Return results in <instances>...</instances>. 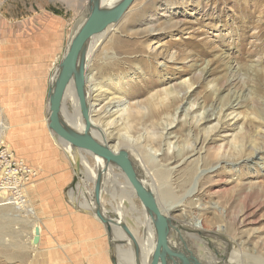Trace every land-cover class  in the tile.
<instances>
[{"label": "rangeland", "instance_id": "1", "mask_svg": "<svg viewBox=\"0 0 264 264\" xmlns=\"http://www.w3.org/2000/svg\"><path fill=\"white\" fill-rule=\"evenodd\" d=\"M86 6L87 0H0V67L5 77L2 84H7L0 86V124L12 127L13 104L18 105L15 110L23 103L33 106L38 116L44 105L47 108V83L37 82L14 102L8 100L21 87L17 76L31 75L34 68L40 72L39 66L49 62L54 30H59L55 40H60L61 51H66L69 34L84 17ZM101 47L90 64L88 78L90 86L98 88L93 100L99 94L93 119L102 127L108 125V143L118 136L133 141L142 138L138 143L149 146L152 156L160 155L162 163L166 164L165 155L169 154L171 168L179 177L173 185V198L162 204L174 208L171 217L200 259L219 264H264V0H135ZM130 111L145 121L126 131L125 118ZM211 116L205 123L204 118ZM39 126L27 125L28 130L18 136L24 137L29 130L42 133ZM203 136L209 137L205 144ZM153 138L160 144L154 146ZM9 141L12 143V138L2 145L9 146L18 160L28 157L18 147L11 148ZM54 141L42 150L27 146L35 157L27 162L42 161L47 149L56 156L60 145ZM63 149L66 158L73 159V151L66 146ZM191 150L195 152L190 155ZM86 157L96 166V160ZM82 175V180L77 176L75 189L72 181L62 194L73 207L70 213L87 214L73 206L90 200L93 185ZM33 181L32 198L27 199L35 214L13 212L21 219L14 222V229H5L8 234L12 230L9 235L14 234L18 241L13 245L24 248L4 250L0 244V264H74V257L86 246L73 251V246L62 245L64 235L53 226L54 213L49 209L43 212L46 202L43 205L39 200L42 194L35 192L45 178L39 173ZM41 190L46 191L43 185ZM118 197L120 192H114L116 203ZM107 199L116 208L111 197ZM134 202L138 212L126 204V220L142 236L135 221V217L143 219L142 207L140 201ZM109 203L108 210L112 209ZM189 222L200 226V233ZM120 244L111 243L112 252L122 264H128L126 252L131 247Z\"/></svg>", "mask_w": 264, "mask_h": 264}, {"label": "bare ground", "instance_id": "2", "mask_svg": "<svg viewBox=\"0 0 264 264\" xmlns=\"http://www.w3.org/2000/svg\"><path fill=\"white\" fill-rule=\"evenodd\" d=\"M119 1L120 0H102V4L101 5H103V7L109 8V7L117 4ZM77 26L78 27L76 28V25H75L76 30L79 29L80 25H77ZM114 26L115 25L110 26L107 30H105V32H103L102 34L94 37L91 40V42L89 43V46H88L89 49H88L87 60H86V66H87V96H88L89 106H90V117H91V121H92V123H93V125L95 127V134H97L100 138H102L103 142H105V143H108V138L106 137V134H107V132H106L107 128L106 127L108 125H105V126L103 125V127H102V126H100V124H97L94 121V119H93V115H95L94 112L97 111L96 108H94L96 106V101H94V100L97 98V96L99 94L93 100V97H94L93 94L97 91L98 88L95 87V86H90V84H89V79L90 78H88V69L90 67V64L92 63L93 58L95 60V56H96V53L98 52V49L103 44L104 40L106 39V37L108 36L110 31L113 30ZM75 28L72 30V33L76 32ZM54 32H55V36L52 39V42L50 43L51 44V50L50 51H51L52 56H51L49 62L43 63V64H41L39 66L40 72H38V70H37L38 68L37 69L34 68V70L32 71L33 73H37L36 75H38L39 78L36 81V80L29 79V78H32L31 75H29V74H23L21 77L17 76V80L21 79L20 80L21 83H18L21 87L17 91H14V93L12 95V98L10 100H8V102H12V101L14 102V100H16L17 97H21L22 95H24V92L26 90H29V89L32 90V88H35V85H36L37 82H39V84L41 82L42 85L43 84L45 85L47 83V85H48L47 93L49 91V88L54 85V83H55V81H56V79H57V77L59 75V71H60V67L59 66H60L61 62L63 61V59H64V57H65V55H66V53L68 51V48H69V46L71 44V39H72L71 34L68 33L71 38L69 37L68 46L66 47V51L63 52V51H61L62 45H60V40L59 39L57 41L55 40L57 38V36H58L59 30H57V31L54 30ZM0 51H1V48H0ZM0 60H1V57H0ZM2 75H3V71L1 72V67H0V86L1 87H5L7 84L6 85L2 84L3 80L5 79V77H3ZM17 93H20L21 95L18 96ZM33 96H34V99H35L36 95L34 94V95H32V97ZM182 99L184 101V98H182ZM47 100H48V97H47ZM24 104L25 103H23V105H22L23 107H24ZM48 105H49V101H48ZM13 106L16 108V106H18V105L17 104H13ZM17 110H18V108L14 112L18 113ZM48 110H49V107L47 106V111ZM104 111H105V109H104ZM31 112L32 113H30V115L28 116L30 121L27 119L26 116H24L25 114L24 115L22 114V118L20 117L21 118L20 123H19L20 125H18V126L21 127L22 125L27 124L28 121L29 122H33L32 120L34 118L38 119L39 116H38L36 110L33 109V111H31ZM63 114H64L63 118L65 119V122L71 128H75V129H78V130H81V129L83 130L84 121H83L82 116H81L79 103H78V100L76 98L75 89H74L73 85H71L69 87V90L67 91L66 99H65V102H64V113ZM136 115H138V114H136ZM136 115H134L133 111L132 112L130 111L128 113V115H127L128 117L125 118V120L127 121V124L125 123L126 126H124L126 131H130L129 130L130 125H136V124L137 125L138 124L141 125L140 123H143L145 121V117L136 116ZM121 117H122V115H121ZM210 118H212V116L209 117V118L208 117L204 118L205 123L209 122ZM46 122H47V125H48V120ZM112 122H114V121H112ZM197 122H199V121L197 120ZM168 126H169V124H168ZM15 127H17V126H13L12 125V127H9L8 125H6L4 123H3V125L0 124V145L5 143L3 141H6L7 138H9V139L12 138V140H15V141L17 140V147L19 148L18 149L19 152L20 151L21 152L24 151L25 152L24 153L25 156H28L29 158L31 157L32 159L35 158L34 156H32V154H33L32 150H31L32 154H30V150L29 151L27 150V146L31 145V147L33 149V145H36V147H38V149L40 148L42 150V148H44L45 145H46V140L44 139L43 132L42 133H35V134H33L31 132H28V133H25L24 137L23 136L20 137L18 135L21 132L24 133L25 131H27L28 128L21 127L17 131L16 130L14 131ZM125 129H124V131H125ZM33 130H35V129L33 128ZM121 131H122V129H121ZM44 134H46V132ZM126 134L128 135V133H126ZM207 135H209V134H207ZM52 136H53V134H52ZM28 137L29 138L37 137L38 141L36 142L34 140V141L29 142L30 139ZM203 137H202V140H203L202 143L205 144L209 140V137H207V136H205L204 138ZM24 138L27 139V142L22 141V139H24ZM43 139H44V142H43ZM151 139H152V137H151ZM154 139H156V138H153V140ZM139 140L141 141L142 138L139 139ZM143 140H144V138H143ZM115 141H116L117 144H116V146L114 148L117 149V150H119V149L120 150H125L129 154V157L131 158V160H132V162H133V164L135 166L136 172H137L139 178L141 179V181L143 182V184L155 195V197L157 198V202L159 203L160 208L163 210V213L166 214V215H170L171 216V211L174 208L171 207V206L165 208V206L162 203H164L165 201H170L171 198H173V190H174L173 189V185L177 181V178L179 177V173L176 171V169L171 168V158L170 159L167 158L169 156V154L166 153V155H165V157L167 159L166 164H165V163H162L158 159V156H160V155H156L155 154L154 156H152V154L150 152V149H149V146H146V145H143V144H139L138 142H140V141H133V140H131L129 138V136H127V138L124 137V136L123 137L122 136H118V137H116ZM58 142L59 141H56L57 145L61 146V147L59 146V150H63L64 151L63 148H64V146H66L70 150L73 151V159H71L69 157L68 158H69L70 163L72 164V167H73L74 171L77 169V165L79 164V173L80 174H78L77 176H80V178H81L80 180H82V177H83L82 174H85V176L88 177L87 180H91V184L93 185V188H91L92 191L89 192V198H90L89 202L88 203H82L81 202V205L78 206V204H73V206L74 207H78V209L81 210V211H85V210L90 211L91 214L93 215V218H96L100 223H102L97 218V216L95 214V211L97 210L98 206L95 203V201L93 200V196H94L95 181L97 180L99 175L101 177L103 176V185L104 186H103V192H102V195H101L100 207L102 209V212H103L104 216L107 217L108 214H110V212H111V214H114V216H115V218H114L115 220H113L114 222H111V233L109 234L107 232V229H106V232L108 233V235H109V237L111 239V243H113V242L114 243L115 242L120 243V242L127 241L129 246H134L135 243L133 244L131 238H129V236L123 231V229L118 227L119 224L126 225L128 230L130 231V233L133 235L134 240L137 243V246H140V251H141V255H142V263L141 264H148L150 259H151V255L153 253L154 247L156 246V242H157V237H156V233H155V230H154V224H153V221L150 219V217L147 216V214L145 213L142 204H141L142 208H141V213L140 214L142 215L143 219H141L139 217H135V221L137 222L138 228L139 229L142 228V236H139L137 234V232L134 230V228H133L134 225L131 226L129 223H127L128 221L126 220L127 219L126 211L128 212V210H126L127 209L126 204H129V207L131 206L130 208H134L138 212V210H137L138 207H136V204H135L136 201L134 202V200L136 199V200L139 201V199L135 195V192H134L132 186L130 185V183L128 182V180L126 179L125 175L117 167H115V166L106 167L104 160H102L100 158H97V157H94V156H91V158L96 160V166H93V165H91V162L89 161V159L86 157L87 154L80 153L79 151H77L72 146L66 145L64 143H60L59 142L60 144H58ZM158 142L156 140H154L152 143L155 146L156 144H158ZM160 142H159V144H160ZM46 147H47V145H46ZM191 148L193 149L192 146H191ZM204 149L206 150V148H204ZM211 149H212V151L213 150H217L215 148L213 149L212 147H211ZM202 150H203V147H202ZM209 151H211L210 148H209ZM212 151H211V153H212ZM194 152H195V150H191L190 151V155L193 154ZM216 153H214V154H216ZM43 154L41 156H43ZM259 154H261V149L259 150ZM181 156H180V158H181ZM183 157H185V156H183ZM216 157H218V156H216ZM180 160L178 162H180ZM213 162H216V161H213ZM198 165H199V163H198ZM31 168H33V167H31ZM2 171H3L2 168H0V211L6 210V212L9 211V213L2 214V213H4V212H2L1 213L2 215H0V244L3 245L2 248L4 250H8L9 248H17V249L20 250L21 248H24V246H15V245H17L18 241H14V238H15L14 234L13 235L12 234L9 235L12 230L8 234L9 229H8V231H6L5 229L11 228V227L15 228V226H16V225H14V222L17 221L19 216H14L15 214L13 212H16V214H24L26 216L35 214V210L29 205L30 204V200L27 199V198H32V194H33V191H34V188H35L32 185V183L34 181H36V180L33 181V175L35 174L34 176H36V175L38 176L39 172L35 168L29 170V172H30L29 175H30V177L32 176L30 178L31 179V182H30L31 184H29V186L24 188L23 187V183L17 182L16 179L11 180L12 178H14L13 175H9V174L6 175L5 172H2ZM5 179H6V182L4 181ZM199 179H201V177ZM123 181L125 182L126 186H124V184L122 183ZM31 187H33V189H32L33 191H31ZM81 188H82V186L80 185L78 190L80 191ZM37 189L39 190L40 188H37ZM118 191L120 192L121 197L120 198L118 197L119 201L116 203V200H114L112 198V196H113L114 192H118ZM108 196L111 197V199H112L111 202L112 203H113V201L116 203V208L114 207L115 205L111 206L112 204H110L109 200L107 199ZM108 203L110 204L112 209H109V210L107 209V207H108L107 204ZM1 218L3 220H1ZM188 225L191 226V228L194 231L200 233L201 227L198 226L196 223L195 224H191L189 222ZM176 227H178L177 224H176ZM112 234H114L113 237H112ZM194 234H196V233H194ZM5 235L10 236L11 238L13 237V238L12 239H10L9 237L7 238V237H5ZM15 236H16V234H15ZM181 236L184 237L183 234H181ZM194 238H196V236H194ZM18 240H20V239H18ZM185 241H186V239H185ZM14 243H15V245H13ZM222 243H223V240H222ZM169 244H170V246H177L178 248H182L183 247L182 243L178 241V237H177V235H176V233L174 231L172 232V234H170ZM187 244H188V242H187ZM34 247H36V246H34ZM219 247H221V246H219ZM120 250H122V249H120ZM124 251H126V250H124ZM126 253H127L126 259L128 261V264H134V257H133L132 250L129 249L128 252H126ZM229 256H230V254H229ZM219 257L223 258L224 256L219 254ZM197 258L200 259L199 256H197ZM200 260L204 264H219V262H216L214 260L206 261V262L203 261L202 259H200ZM222 263L225 264V263H228V262L225 261V262H222Z\"/></svg>", "mask_w": 264, "mask_h": 264}, {"label": "water", "instance_id": "3", "mask_svg": "<svg viewBox=\"0 0 264 264\" xmlns=\"http://www.w3.org/2000/svg\"><path fill=\"white\" fill-rule=\"evenodd\" d=\"M135 0H120L117 4L106 8L102 0H87L84 17L77 23L79 29L71 33V44L60 64L59 75L53 86L48 91V129L56 141L72 146L80 153L94 156L105 161V166H115L121 170L132 186L135 195L142 204L145 213L153 221L157 237L151 259L148 264H204L197 258L195 253L187 246V242L181 236V230L176 227L177 222L170 216L163 213L155 195L143 184L139 178L135 166L125 150H117L116 141L103 142L97 134L90 117V106L87 96V53L91 40L105 32L110 26L117 25ZM70 37V38H71ZM73 85L75 95L79 103L80 112L84 121L83 130L71 128L63 118L64 102L69 87ZM76 176L73 180V188L78 183L79 164L75 170ZM103 176H98L94 185L93 200L98 208L95 211L97 218L105 225L107 232L111 233V222H114V214L104 216L100 207L101 195L103 192ZM123 231L131 238L134 246H130L133 252L134 264L142 263L140 246L134 240L126 225L119 224ZM39 230L36 228V233ZM175 232L178 241L183 247L170 246L169 237ZM38 237L34 244H37ZM117 243V242H115ZM122 243V244H120ZM120 247L128 246V242H120ZM119 252V248L117 250ZM121 262L122 260L119 259ZM119 260L112 258L113 264H119Z\"/></svg>", "mask_w": 264, "mask_h": 264}, {"label": "crops", "instance_id": "4", "mask_svg": "<svg viewBox=\"0 0 264 264\" xmlns=\"http://www.w3.org/2000/svg\"><path fill=\"white\" fill-rule=\"evenodd\" d=\"M29 73L31 74L32 77L29 79L37 81V79L39 78V76L36 75L37 73H33V72H29ZM2 95H3V91H2ZM32 109L33 106H30L28 104L27 105L24 104V107L22 106L21 109H18L17 110L18 113L14 112L15 109H13L11 113L12 114L11 119L15 118V120L10 119L9 122L12 125L17 126L14 128V131L15 130L17 131L21 127H27V125L42 126V127L39 126L40 130L43 131L44 139L46 140V144L49 146V144L52 141L53 142L55 141L46 123L48 111L45 105L41 109V113H39L38 119L34 118L32 120L33 122L24 124L21 127L18 126L20 125L18 122L21 120L22 114L23 115L25 114L24 116H26L27 119L29 120L28 116L30 115V113H32L31 112ZM29 132H32V130H29ZM45 132L46 134H44ZM34 138L35 141L37 142L38 141L37 137ZM11 142L12 143H10L9 141L10 143L9 145L11 148H13V146L17 147L16 141L12 140ZM15 155L17 156L16 151H15ZM28 158L29 157H25V159L22 158L20 160L22 161L24 160L25 164H29L31 167L38 170L40 175L45 178V181L39 182L38 186L35 189V192L39 191L42 194L39 200L42 203L46 202L45 205L43 203L44 205L43 212L45 213V211L49 209V211L54 213L53 214L54 217H52L53 226L56 227L57 229L60 228L61 230L59 232H61L64 235L62 237L63 240L62 245L73 246L74 248H72V250L75 249L73 251H76V248L78 246H86L84 248V251L80 252L76 258L74 257L73 263L74 264H79V263L113 264L112 261L113 257L119 260L120 259L119 255L117 254L114 255L112 252V246L109 241V238L107 237L106 228L102 223H100L96 218H93L91 213L88 211H85V213L87 214H82L79 212L70 213V209H72L73 207H71V204H68L67 199L62 194L65 188L73 181L75 177L74 175L75 171L72 168L70 161L62 153V151L58 150L57 155L53 156L50 150L47 149L46 153L42 156V161L34 159L32 161L33 164L27 162ZM58 176H60L59 180H58ZM40 185H43V187H45L46 190L45 192L41 190ZM37 188L40 189L38 190ZM53 191L57 193L56 196H54ZM77 249H80V247H78ZM119 264H122L120 260H119Z\"/></svg>", "mask_w": 264, "mask_h": 264}, {"label": "built area", "instance_id": "5", "mask_svg": "<svg viewBox=\"0 0 264 264\" xmlns=\"http://www.w3.org/2000/svg\"><path fill=\"white\" fill-rule=\"evenodd\" d=\"M7 147L9 146H1L0 147V168H2V172L5 174L13 175L17 182L23 183V187L29 186L31 182L30 172L27 165L14 156L13 152H11ZM35 175V174H34ZM33 175V176H34ZM14 183V182H13Z\"/></svg>", "mask_w": 264, "mask_h": 264}]
</instances>
